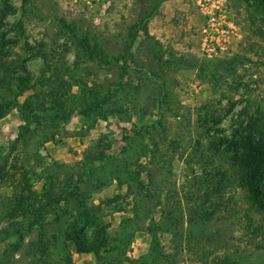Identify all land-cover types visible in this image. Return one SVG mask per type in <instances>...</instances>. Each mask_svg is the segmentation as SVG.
I'll list each match as a JSON object with an SVG mask.
<instances>
[{
  "label": "rangeland",
  "instance_id": "1",
  "mask_svg": "<svg viewBox=\"0 0 264 264\" xmlns=\"http://www.w3.org/2000/svg\"><path fill=\"white\" fill-rule=\"evenodd\" d=\"M248 124L264 0H0V264H264Z\"/></svg>",
  "mask_w": 264,
  "mask_h": 264
},
{
  "label": "trees",
  "instance_id": "2",
  "mask_svg": "<svg viewBox=\"0 0 264 264\" xmlns=\"http://www.w3.org/2000/svg\"><path fill=\"white\" fill-rule=\"evenodd\" d=\"M29 57V56H28ZM45 69V68H44ZM44 71L45 70H43V74H44ZM35 82H37V83H43V80H42V77H38L37 79H35ZM47 93H48V91H47ZM47 93H45L44 95H48ZM44 97V96H43ZM49 102L51 103V105L52 106H54V104L55 103H57L58 104V101H57V99L55 98V97H51L50 99H49ZM31 109H33L34 111L35 110H39V111H46L45 109H46V107L42 104V103H39V104H36L34 107H32ZM49 117V118H48ZM68 117H69V114L67 113V112H60V114L57 116V115H55V116H53V115H45V117H44V119L46 118V119H48V120H52V121H59V119H62L64 122H66L67 121V119H68ZM247 127L250 129V131L251 132H256V133H258V132H263L264 133V124H262V125H260V124H256V125H254V126H252L251 124H248L247 125ZM28 132H32V133H35L36 132V128L34 127V126H32V128L31 129H26ZM44 134H46V133H44ZM40 136H42V133H40L39 134ZM50 137H51V135H47V136H44L42 139H41V142H46V141H48V139H50ZM46 138V139H45ZM51 179H52V177L50 176V175H48V177H47V181H46V185H45V192L46 193H48V192H50V190H51V183H50V181H51ZM255 196L257 197V199H259V195L258 194H255ZM261 199H262V201H261ZM259 201H261V203L264 205V193H263V195L261 196V198L259 199ZM264 207V206H263ZM47 209V205H43L42 206V208H41V210H40V212H42V211H44V210H46ZM96 210V209H95ZM40 214V216H42L41 215V213H39ZM94 215H96L95 213H94ZM94 227H96V225H93ZM19 229V228H18ZM100 232L101 231H97V236H96V238H95V241H93V242H91V250H94L95 248L97 249L98 247H99V243H100ZM18 239V241L20 240V239H22V234L21 233H19V235H18V237H17ZM84 239H86V236L84 237ZM88 241V240H87ZM91 240H89L88 242H90ZM93 243V244H92ZM95 249V250H96ZM99 249L100 248H98L97 249V252H96V254L98 255V264H103V262L101 261V258H100V256H99Z\"/></svg>",
  "mask_w": 264,
  "mask_h": 264
},
{
  "label": "built area",
  "instance_id": "3",
  "mask_svg": "<svg viewBox=\"0 0 264 264\" xmlns=\"http://www.w3.org/2000/svg\"><path fill=\"white\" fill-rule=\"evenodd\" d=\"M217 1H219V0H217ZM220 4H221V5L218 7V14H217V16L215 17L214 14H211V15L209 16V18H208L207 26L204 27V28L202 29V33L204 34V41H205V42H206L207 40H209V42L215 40V38H213V36H214V34L217 33V31L212 30L211 26H212L215 22H217V20L219 19V17H220V18H221V17H222V18L225 17V12H226V10H225V5H222V3H220Z\"/></svg>",
  "mask_w": 264,
  "mask_h": 264
}]
</instances>
